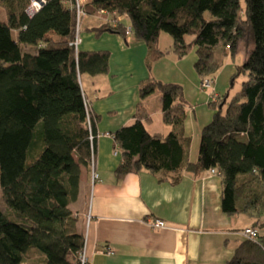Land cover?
Returning <instances> with one entry per match:
<instances>
[{"label":"trees","instance_id":"obj_1","mask_svg":"<svg viewBox=\"0 0 264 264\" xmlns=\"http://www.w3.org/2000/svg\"><path fill=\"white\" fill-rule=\"evenodd\" d=\"M66 1L47 0L30 17V0H0L7 11L0 20V264H24L33 247L40 251L38 264H80L85 247L70 205L79 194L81 167H90L95 156L97 117L87 111L80 77L107 73L110 52L76 51L77 11ZM83 11L124 16L118 27L103 22L90 31L126 39L130 25L135 39L147 44L150 64L165 54L158 42L168 33L179 59L195 52L201 82L214 83L224 58L246 45L235 77L247 79L231 100L226 94L210 104L215 112L201 131L195 161L182 135L183 87L150 81L140 97L159 90L163 121L174 130L151 134L136 118L114 132L122 153L115 175L122 180L147 170L175 184L183 173L197 177L215 169L222 211L255 215L253 227L263 229L264 0H90ZM227 264H264V232L241 242Z\"/></svg>","mask_w":264,"mask_h":264},{"label":"crops","instance_id":"obj_2","mask_svg":"<svg viewBox=\"0 0 264 264\" xmlns=\"http://www.w3.org/2000/svg\"><path fill=\"white\" fill-rule=\"evenodd\" d=\"M87 16L101 21H88L83 29L80 24L79 50L110 52L107 73L80 77L91 112L97 117L95 162L100 181L93 185L90 167H81L79 194L70 209L77 218L78 231L86 236L90 263L227 264L247 239L243 233L246 228H255L259 233L264 228L253 227L255 215L229 216L222 211L220 176L183 173L181 180L173 184L147 170L122 180L115 175L122 153L115 148L114 132L133 124L136 118L151 134L165 136L174 130L163 121L159 90L144 99L140 97L141 87L150 81L183 87L187 116L182 135L190 140L188 159H197L201 131L212 121L215 110L210 106V92L201 87L194 67L195 52L179 59L172 52L173 41L161 33L158 45L165 54L150 64L145 42L134 35L126 39L110 32L98 35L90 30L103 23L102 17ZM163 40L167 45L162 44ZM230 70L229 76L235 68ZM223 72L213 83L220 96L227 91ZM226 94L230 97L229 91ZM157 219L163 220L166 227L153 228L151 222ZM103 247H110L114 254L101 253Z\"/></svg>","mask_w":264,"mask_h":264},{"label":"built area","instance_id":"obj_3","mask_svg":"<svg viewBox=\"0 0 264 264\" xmlns=\"http://www.w3.org/2000/svg\"><path fill=\"white\" fill-rule=\"evenodd\" d=\"M90 0H67L66 2L69 3L72 7H75L76 11H77V17H78V23H79V32L77 33L76 37H75V41H74V46L76 48V51L79 50V45L81 42L80 39V24H81V20L82 17L85 14V12L83 11V6L86 2H88ZM47 3V0H30V5L27 8L26 12L30 17H33L38 11L41 10V8ZM101 15H105V17L101 16ZM101 15L100 17H102L103 22L104 23H109L112 27H118L119 24L124 21L125 17L119 15L117 12H113V13H107L104 11H101ZM107 15V16H106ZM131 35H133V31H132V27L130 25L126 26L125 29V36L126 38H129ZM201 87L205 90H208L210 92L209 94V102L212 105H218L221 100H222V96H220L219 94H217L214 89H213V81L209 78L204 79L201 82ZM86 107H87V111H91V105L90 103L87 101L86 99ZM90 116L88 114V124H90ZM91 140L94 139L93 136H91L90 138ZM114 154H117V151L114 152ZM90 170H91V178H92V184L94 185L95 183L100 181V176L96 170V162H95V156L92 155V159H91V163H90ZM210 174L212 175H218L220 176V173L215 170V169H211L209 171ZM90 220V217L88 218ZM88 220V221H89ZM151 226L155 229H162L166 227V223L163 220L157 219L153 222H151ZM245 237L247 239H251L253 241L257 240V237L259 235V231L255 228L249 227L246 228L243 231ZM86 236H85V247L83 249V251L81 252L80 256H79V260H80V264H91L89 257L87 255V250H86ZM101 253H105V254H114V251L110 248V247H103L99 250Z\"/></svg>","mask_w":264,"mask_h":264},{"label":"rangeland","instance_id":"obj_4","mask_svg":"<svg viewBox=\"0 0 264 264\" xmlns=\"http://www.w3.org/2000/svg\"><path fill=\"white\" fill-rule=\"evenodd\" d=\"M87 15H84L82 17V23H81V28L83 29L87 24L88 21H95V19L97 20V17H86ZM89 16H94V15H89ZM0 20H7V11L5 9V7L0 4ZM98 21L100 22L101 20L98 19ZM163 35H166L165 37H168L167 39L172 40V37L168 34L163 32ZM194 36H187V41L192 40ZM162 44L167 45V41L163 40ZM246 45H242V48L238 51V53L235 56L232 55H228L227 57L224 58L223 60V65L220 68V70L218 71V74L220 71H224L223 72V78L226 79L224 85L227 89L226 93H228V91L230 92V97L229 100H231V98L233 96H235L242 88V83L247 79L246 75H239L235 77V74L237 73V67L241 66L244 62L245 59V52L243 49H245ZM246 51V49H245ZM228 66H230V68H227ZM235 68L234 73H231V75L229 76V71H231V68ZM217 74V75H218ZM222 78V79H223ZM214 85V84H213ZM223 85V86H224ZM222 86V87H223ZM225 94H222V96H225ZM215 106V105H214ZM214 108V107H213ZM216 108H218V106H216ZM226 108H224L225 110ZM195 160V159H194ZM1 191V188H0ZM36 252H40L39 249L37 247H33L30 248L29 252H28V256H27V263L26 264H31L32 260H39L40 259V254H36ZM33 263V262H32Z\"/></svg>","mask_w":264,"mask_h":264}]
</instances>
